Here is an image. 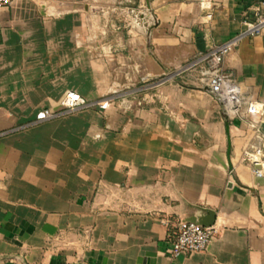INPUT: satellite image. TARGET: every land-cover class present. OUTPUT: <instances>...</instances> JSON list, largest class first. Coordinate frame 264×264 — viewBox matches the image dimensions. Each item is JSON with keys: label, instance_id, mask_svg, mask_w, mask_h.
Here are the masks:
<instances>
[{"label": "crops", "instance_id": "obj_1", "mask_svg": "<svg viewBox=\"0 0 264 264\" xmlns=\"http://www.w3.org/2000/svg\"><path fill=\"white\" fill-rule=\"evenodd\" d=\"M137 32L108 0L0 9V264H264L252 129L183 66L238 35L260 0H147ZM264 99V29L225 58ZM106 109L60 110L66 93ZM215 213L206 250L172 257L163 217Z\"/></svg>", "mask_w": 264, "mask_h": 264}, {"label": "built area", "instance_id": "obj_2", "mask_svg": "<svg viewBox=\"0 0 264 264\" xmlns=\"http://www.w3.org/2000/svg\"><path fill=\"white\" fill-rule=\"evenodd\" d=\"M14 0H0V9L11 6ZM254 20H246L245 28L236 36L218 44L209 50L199 53L183 66V70L196 74L199 84L208 89L220 104L224 115L229 119H240L252 129L242 155V159L250 165L254 174L264 177V99L250 97L243 89L232 71L225 68V58L238 45L244 35L260 34L264 29V0H260L253 8ZM108 100L87 101L82 95L70 90L62 101L60 110L50 108L39 111L34 121L36 124L45 120L63 116L82 108L97 106L108 107ZM162 223L170 227L169 239L172 257L188 255L207 249L209 243L219 234L215 224L203 225L186 218L163 217Z\"/></svg>", "mask_w": 264, "mask_h": 264}, {"label": "rangeland", "instance_id": "obj_3", "mask_svg": "<svg viewBox=\"0 0 264 264\" xmlns=\"http://www.w3.org/2000/svg\"><path fill=\"white\" fill-rule=\"evenodd\" d=\"M109 9L114 14V20L127 24L129 30L137 32V24L141 23V11L145 8L144 0H108Z\"/></svg>", "mask_w": 264, "mask_h": 264}, {"label": "water", "instance_id": "obj_4", "mask_svg": "<svg viewBox=\"0 0 264 264\" xmlns=\"http://www.w3.org/2000/svg\"><path fill=\"white\" fill-rule=\"evenodd\" d=\"M149 3V0H147ZM262 129L264 130V122L261 124ZM187 221H194L201 223L203 225H211L214 224L215 213L213 211H209L207 215L198 216V217H187Z\"/></svg>", "mask_w": 264, "mask_h": 264}]
</instances>
